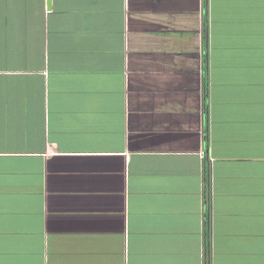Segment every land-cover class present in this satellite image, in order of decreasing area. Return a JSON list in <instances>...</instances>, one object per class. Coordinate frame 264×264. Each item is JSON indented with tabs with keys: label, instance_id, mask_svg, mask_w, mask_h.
I'll return each mask as SVG.
<instances>
[{
	"label": "crops",
	"instance_id": "1",
	"mask_svg": "<svg viewBox=\"0 0 264 264\" xmlns=\"http://www.w3.org/2000/svg\"><path fill=\"white\" fill-rule=\"evenodd\" d=\"M47 1L0 0V264H264V0Z\"/></svg>",
	"mask_w": 264,
	"mask_h": 264
},
{
	"label": "water",
	"instance_id": "2",
	"mask_svg": "<svg viewBox=\"0 0 264 264\" xmlns=\"http://www.w3.org/2000/svg\"><path fill=\"white\" fill-rule=\"evenodd\" d=\"M47 9H49V0L47 1Z\"/></svg>",
	"mask_w": 264,
	"mask_h": 264
},
{
	"label": "built area",
	"instance_id": "3",
	"mask_svg": "<svg viewBox=\"0 0 264 264\" xmlns=\"http://www.w3.org/2000/svg\"><path fill=\"white\" fill-rule=\"evenodd\" d=\"M208 181H209V178L207 177Z\"/></svg>",
	"mask_w": 264,
	"mask_h": 264
}]
</instances>
